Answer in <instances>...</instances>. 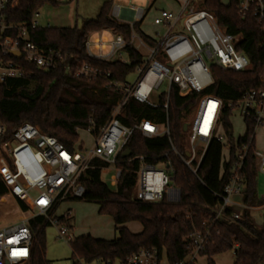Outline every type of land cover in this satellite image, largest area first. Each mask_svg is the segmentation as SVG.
Here are the masks:
<instances>
[{
  "label": "built area",
  "instance_id": "obj_1",
  "mask_svg": "<svg viewBox=\"0 0 264 264\" xmlns=\"http://www.w3.org/2000/svg\"><path fill=\"white\" fill-rule=\"evenodd\" d=\"M180 8L177 12L160 10L154 18L158 30L156 37H150L152 44L146 42L135 30L134 25L142 23L148 11L142 7L131 6L124 9L115 6L111 16L130 26L132 33L129 42L121 35L107 39L98 36L93 42H86L88 55L98 60H120L127 46L136 51L144 49L147 53L136 66L133 82L118 83L109 80L110 74L83 64L76 71V77L105 78L107 87L115 88L123 95L122 101L108 123L95 136V143L85 157L76 150L70 151L56 138L43 133L37 126L24 123L12 137L0 142V180L15 201L28 208L16 223L0 228V264H29L34 245V235L30 221L36 217L45 218L52 226L60 227L58 237L66 243L74 239L73 233L56 216L59 206L74 199H83L85 188L80 183L82 174L88 170L94 159L107 164L102 170L115 168L110 186L115 187L123 174L122 163H138L136 171L139 192L136 199L141 202H181V190L173 182L174 168L169 154H175L191 172L202 182L199 169L204 155L212 141H217L229 148L224 162L230 160V150H236V159L232 165L228 183L222 192L211 191L219 200L212 215L201 223L185 240L186 253L183 258L170 262L165 249H142L128 255L123 261H99L92 264H199L200 256L214 241L222 237L219 224L224 220L240 221L244 213L254 207L244 202L247 180L244 174V161L252 150L259 175L264 176V152L257 151L252 142L255 130L264 126V74L260 77V87L246 91L238 100L225 102L221 98L207 93L214 84L212 66L222 70L236 72L250 68L247 55L238 49L242 42L240 36H233L221 30L215 16L200 9L193 0H177ZM19 6V0H0V86L12 81L29 78L31 67L49 71L55 69L63 60L60 50L53 47H41L31 39V30L39 26V12L29 23H15L11 13ZM129 12L131 19L123 17ZM238 14L242 19L252 17L258 24H264V0H239ZM51 26L47 25L46 28ZM165 81L169 82L166 101L153 104L150 97L159 90ZM181 98L198 95L192 122L187 124V144L184 153L175 148L168 125L142 121L131 128L122 125L118 116L129 99L141 104L161 107L168 111L172 92ZM225 110L239 112L244 122L254 125V135L242 147L238 141L234 144L223 130L222 119ZM232 117V115H231ZM135 131H140L147 138L167 136L170 152L156 157L137 156L123 158L128 149L127 143ZM7 133L0 123V140ZM200 144H204L203 147ZM203 183V182H202ZM71 216L68 212L64 217ZM234 244L232 250H239ZM77 264H87L81 259ZM264 264V259L260 262Z\"/></svg>",
  "mask_w": 264,
  "mask_h": 264
},
{
  "label": "trees",
  "instance_id": "obj_2",
  "mask_svg": "<svg viewBox=\"0 0 264 264\" xmlns=\"http://www.w3.org/2000/svg\"><path fill=\"white\" fill-rule=\"evenodd\" d=\"M156 1L153 0L149 10ZM48 2L53 3L50 0H19V6L10 15L11 20L15 23H29L33 15ZM201 4L202 7L199 8L212 13L223 32L242 38L238 49L250 61V68L240 72L212 66L214 84L207 93L225 102L238 100L246 91L260 87L259 79L264 74V24H258L252 17L242 19L238 14L239 0H228V4H224L222 0H202ZM111 11L112 2L108 1L104 3L97 18L86 21L82 28L38 27L30 31L33 42L41 47L60 50L63 60L49 71L31 67L32 75L29 78L0 86V123L7 129L0 142L10 139L22 124L30 123L74 151L81 131L97 135L108 123L123 99V95L115 88L107 87L108 81H129L142 59L141 54L132 46H127L124 50L132 62L130 64L120 60H98L88 55L86 42L92 35L103 31L121 35L129 42L132 33L130 26L114 19ZM141 24H135L134 30L152 44L150 38L142 33ZM83 64L109 73V80L103 77H76V71ZM197 100L196 94L181 98L174 91L166 111L161 107L129 99L118 118L127 128L142 121L168 125L175 148L179 153H184V118L192 110L195 111ZM231 115V110H225L222 119L223 131L229 141L236 140L233 137ZM245 123L247 131L237 139L239 147L247 144L252 134L254 135L252 122ZM127 148L132 157H156L169 153L170 143L167 136L147 138L140 131H135ZM223 148V144L215 140L209 144L199 169V177L203 183L191 174L178 156L169 154L175 172L173 182L181 190V202L176 204L148 203L136 199L134 190L137 183V162L122 163L123 174L116 186L112 187L102 180V169L108 167L107 164L94 159L80 178V183L85 188V196L81 200L98 204L100 213L113 219L115 238L101 240L90 235L74 236L70 242L74 264H77V259L87 264L107 260L123 261L134 252L152 248L165 249L172 263L183 258L186 253V238L200 228L201 223L213 214V209L219 204L211 191L222 192L229 181L236 150L232 147L230 160L223 163ZM243 171L247 180L244 202L250 206L263 205L264 197L259 193V174L252 150L247 154ZM9 198L10 195L0 180V219L5 207L13 211L18 220L23 214L29 213L24 204ZM70 218L63 216L59 220L66 226ZM132 222L142 225L141 233L133 234L125 227ZM30 226L34 245L29 264H49L46 257V229L52 225L45 218L36 217L30 221ZM219 227L222 237L206 249L208 256L225 253L232 250L234 244H239L235 264H260L264 259V226L258 228L248 211L244 213L242 220L233 222L224 219ZM67 228L72 233V227ZM209 264L214 263L209 261Z\"/></svg>",
  "mask_w": 264,
  "mask_h": 264
},
{
  "label": "rangeland",
  "instance_id": "obj_3",
  "mask_svg": "<svg viewBox=\"0 0 264 264\" xmlns=\"http://www.w3.org/2000/svg\"><path fill=\"white\" fill-rule=\"evenodd\" d=\"M40 10V19L38 24L40 27H46L47 25L53 28H82L84 23L88 20L96 19L99 15L105 2H112V9L119 5L124 9H128L131 6L142 7L148 11L153 0H50ZM224 4H228V0H222ZM57 4H54V3ZM202 0H193V4L197 7H202ZM179 2L177 0H157L153 8L148 13L147 17L141 24V31L146 36L156 37L158 30L154 24V18L156 13L160 10H171L177 6ZM108 39H112L111 34H105ZM157 38V37H156ZM94 37L90 38L93 42ZM141 56L147 52L142 48L138 51ZM124 60H129V57L125 52L122 54ZM136 78L135 74H131L129 81L133 82ZM169 88V82L165 81L159 90H156L150 97V101L153 104H159L162 101H166ZM194 117V110L189 112L184 118L187 123L192 122ZM231 123L233 128V137L238 139L246 134V123L241 118L239 112H233L231 117ZM221 135L225 136V132L219 130ZM254 147L257 151L264 152V127H258L255 130ZM185 148L187 144V134L183 138ZM95 143V136L90 131H81L79 133V142L75 145V150L79 152L81 157H85L87 152H90ZM201 147L204 144H200ZM229 148L225 146L223 148V163L228 156ZM115 173V168L110 170H102L103 182L110 185L111 176ZM257 184L259 193L264 197V176L259 175L257 178ZM139 185L134 190V196H137L139 192ZM12 197L9 199L11 200ZM254 209L248 210L254 224L258 228L264 226V204L261 206H252ZM0 219V227L8 226L16 223L18 218L14 215V212L9 208L2 210ZM71 212L72 216H69L70 220L67 222V227H72V233L75 237L84 235H90L94 239L111 240L115 238V224L113 219L108 215L100 213V207L94 202H87L81 199L68 200L62 203L57 212V217H63ZM60 227L51 226L46 229V257L49 264H74L73 252L70 244L58 237V230ZM199 264H209L212 261L214 264H235L236 253L234 250H229L225 253L215 256H208L204 254L199 258Z\"/></svg>",
  "mask_w": 264,
  "mask_h": 264
},
{
  "label": "crops",
  "instance_id": "obj_4",
  "mask_svg": "<svg viewBox=\"0 0 264 264\" xmlns=\"http://www.w3.org/2000/svg\"><path fill=\"white\" fill-rule=\"evenodd\" d=\"M157 2V1H156ZM155 2V3H156ZM155 5V4H154ZM153 5V6H154ZM152 6V4L150 5V7ZM153 8V7H152ZM151 8V9H152ZM179 8H180V5L178 4L177 6H175L174 8H172L171 10H168V11H172V12H177L178 10H179ZM150 9V10H151ZM149 10V9H148ZM150 10L148 11V13L150 12ZM158 13H159V11H158ZM158 13H156V15H155V17L158 15ZM123 17H125V18H127V19H131V14L129 13V12H126V11H124L123 12ZM143 23V22H142ZM141 29V28H140ZM111 34L112 35V33L110 32V31H103V32H101V33H97V34H94V35H92L91 37H94V39H96L99 35L100 36H103V37H105V38H107L108 39V37L105 35V34ZM149 37V36H148ZM150 38V37H149ZM264 127V126H263ZM71 216H72V214H71ZM125 227L126 228H128L129 229V231L131 232V233H133V234H139V233H141L142 232V230H143V228H142V225L140 224V223H138V222H132V223H128V224H126L125 225ZM74 235V234H73ZM75 236V235H74ZM111 240H113V239H111Z\"/></svg>",
  "mask_w": 264,
  "mask_h": 264
},
{
  "label": "water",
  "instance_id": "obj_5",
  "mask_svg": "<svg viewBox=\"0 0 264 264\" xmlns=\"http://www.w3.org/2000/svg\"><path fill=\"white\" fill-rule=\"evenodd\" d=\"M183 130H184V131L187 130V124H185V125L183 126ZM231 142H232V144H234L233 140H232ZM131 154H132L131 151H130L129 149H127V150L123 153L122 157H123V158H129V157L131 156Z\"/></svg>",
  "mask_w": 264,
  "mask_h": 264
}]
</instances>
